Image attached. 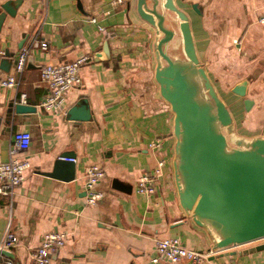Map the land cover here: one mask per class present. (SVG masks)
Instances as JSON below:
<instances>
[{
	"label": "crops",
	"instance_id": "0c3cea01",
	"mask_svg": "<svg viewBox=\"0 0 264 264\" xmlns=\"http://www.w3.org/2000/svg\"><path fill=\"white\" fill-rule=\"evenodd\" d=\"M7 1L16 15L6 14L0 31V50L12 56L0 61V80L14 73L23 40V48L34 41L48 43L47 50L31 49L33 60L30 65L26 62L17 77V87L0 85V162L7 161L15 148L16 131L32 134L30 147L16 150L29 160L31 168L12 202V228L18 236L12 256L8 255L12 264H32L31 252L50 231L67 233L52 264H197L152 261L156 241L170 236L181 238L190 247L211 250L212 255L200 264L229 260L264 264V250L243 252L264 239L219 247L224 231L212 220L196 216L197 201L189 207L185 200L175 112L156 80V71L168 65L159 50L168 35L159 29L157 16L151 13L153 22L143 20L139 0H0V13ZM157 1L162 27L171 32L161 45L163 54L175 63L190 65L181 19L164 7L166 0ZM173 3L187 16L190 27L198 64L192 66L196 71L187 74L199 87L197 99H211L197 73L202 69L232 118L229 127L221 126L227 149L249 148L255 139H264V23L259 22L264 0ZM154 5V0H145L143 8L152 12ZM95 17L97 23H92ZM80 57L87 58L81 68L82 84L69 91L65 112L55 114L41 108L47 85L40 80V68ZM244 81L245 96L234 94L233 88ZM83 100L92 119L66 117V111ZM245 101L251 103L248 108ZM18 103L32 105L37 112L18 114L14 110ZM154 141L159 145L150 146ZM69 151L77 158L74 177L48 174L55 160ZM159 160L164 164L155 193H139L140 175L152 171ZM93 163L104 170L97 184L103 195L89 205L85 172ZM7 216L1 201L0 236ZM232 250L236 253L231 254Z\"/></svg>",
	"mask_w": 264,
	"mask_h": 264
},
{
	"label": "water",
	"instance_id": "95a60500",
	"mask_svg": "<svg viewBox=\"0 0 264 264\" xmlns=\"http://www.w3.org/2000/svg\"><path fill=\"white\" fill-rule=\"evenodd\" d=\"M144 3L145 0L138 2L141 18L153 22L151 13L155 14L160 20L159 29L168 35L159 44L160 53L168 65L156 71V80L162 87L163 97L170 102L175 112V134L180 138L178 167L185 181L184 197L188 206L192 207L197 201L194 209L196 216L212 220L224 231V236L218 241L219 247H234L264 239V139H255L247 149H227V137L220 127L230 126L232 118L229 111L218 98L202 69L197 70V73L204 80L210 102L199 101L198 85L188 80L187 73L194 70L192 66L197 65L198 60L187 16L177 11L173 0H166L164 7L177 12L181 19L179 27L184 50L191 62L190 65H181L162 52L161 45L169 39L171 32L162 27L163 17L157 12L158 1L154 0L152 12L144 10ZM1 7L4 12L0 13V31L6 14L12 17L16 15L11 1L3 3ZM193 8L198 12L195 5ZM24 44L25 40L18 48L22 50ZM108 51L106 43L104 52L107 54ZM5 56L12 57L7 54ZM32 60L33 57H29L27 65ZM246 85L247 82L244 81L236 85L232 92L243 97ZM245 104L248 108L251 103L245 101ZM14 110L18 114L37 112L36 107L22 103L15 104ZM65 115L73 120L92 119L86 100L71 106ZM61 157L73 155L70 151L63 153L55 160L53 170L47 173L73 178L74 161ZM258 250H264V241L245 248L243 252ZM3 253L12 256L10 251L4 250ZM230 253L235 254L236 251L232 250Z\"/></svg>",
	"mask_w": 264,
	"mask_h": 264
},
{
	"label": "built area",
	"instance_id": "2783aa9c",
	"mask_svg": "<svg viewBox=\"0 0 264 264\" xmlns=\"http://www.w3.org/2000/svg\"><path fill=\"white\" fill-rule=\"evenodd\" d=\"M122 2V0H117ZM92 23H97V18H91ZM260 23H264V15L259 18ZM104 30L103 27H99ZM47 50V42L34 41L30 47L23 48L16 59L15 71L13 74L0 80L3 87L13 88L19 85L17 79L20 76L30 55L32 48ZM5 52L0 50V61L4 58ZM87 62L86 57H80L73 61L58 64H45L40 68V80L47 85V95L39 105L46 111L53 113H64L67 95L70 90L82 84L81 68ZM24 97V95H23ZM32 134L29 130H18L14 133L15 148L10 150V157L7 161L0 162V198L4 206L8 209V216L5 229L0 236V264H12V259L3 253L4 250L11 251L17 245L18 236L12 228V202L16 188L24 181L27 172L31 168L29 160L25 156L16 154V150L26 151L31 144ZM159 145L154 141L150 146ZM65 160L76 162V157H61ZM163 160H159L152 171L143 172L137 183V191L145 195H152L156 191L158 177L162 174ZM104 175L103 168L93 163L89 165L85 172L84 188L86 192V203L96 204L103 193L97 189V184ZM67 238V233L63 231H50L43 235L39 245L31 252L32 264H52L53 255L61 248ZM156 255L152 258L153 262L161 259L178 262L190 260L200 264L206 261L211 250L198 249L185 244L181 238L170 236L158 239L155 244ZM220 264H236L234 261H224Z\"/></svg>",
	"mask_w": 264,
	"mask_h": 264
},
{
	"label": "rangeland",
	"instance_id": "374dc122",
	"mask_svg": "<svg viewBox=\"0 0 264 264\" xmlns=\"http://www.w3.org/2000/svg\"><path fill=\"white\" fill-rule=\"evenodd\" d=\"M204 97H206V98H208V95L205 93V96ZM210 98V97H209ZM209 101V100H208ZM210 102V101H209ZM221 128V127H220ZM221 130V129H220ZM222 131V130H221Z\"/></svg>",
	"mask_w": 264,
	"mask_h": 264
}]
</instances>
